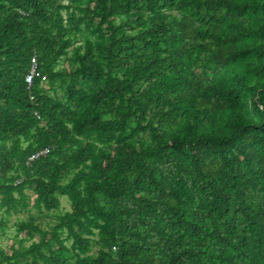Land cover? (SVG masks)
I'll list each match as a JSON object with an SVG mask.
<instances>
[{"label":"trees","instance_id":"16d2710c","mask_svg":"<svg viewBox=\"0 0 264 264\" xmlns=\"http://www.w3.org/2000/svg\"><path fill=\"white\" fill-rule=\"evenodd\" d=\"M22 211L0 264H264V0H0Z\"/></svg>","mask_w":264,"mask_h":264},{"label":"rangeland","instance_id":"374dc122","mask_svg":"<svg viewBox=\"0 0 264 264\" xmlns=\"http://www.w3.org/2000/svg\"><path fill=\"white\" fill-rule=\"evenodd\" d=\"M27 192L30 194L31 199H32V197L34 196V193L29 191V190ZM30 201H32V200H30ZM60 201H61V205H62L63 210H67L69 208V203L67 202V200L64 197H60ZM30 208H31V211H33V212L35 211V209L32 208L31 205H30ZM25 214H26V211H22L18 214H13L8 219L9 221H8V229L6 230V235L0 237V246L8 252H9V245L12 242V237L15 234L14 222L18 216L23 217ZM21 235L23 236L24 233L20 234V236Z\"/></svg>","mask_w":264,"mask_h":264},{"label":"built area","instance_id":"2783aa9c","mask_svg":"<svg viewBox=\"0 0 264 264\" xmlns=\"http://www.w3.org/2000/svg\"><path fill=\"white\" fill-rule=\"evenodd\" d=\"M32 62H33L34 64L31 66V68H30V70H29V72L27 73L26 78H25V80H26V82H27L28 84H31V82H32V78H33V75L35 74V59H34V57L32 58ZM45 152H46V149H44V150H42V151H40V152H37V153H35V154L29 156L28 160H32L33 158H35V157H37L38 155L43 154V153H45Z\"/></svg>","mask_w":264,"mask_h":264},{"label":"clouds","instance_id":"9594fccd","mask_svg":"<svg viewBox=\"0 0 264 264\" xmlns=\"http://www.w3.org/2000/svg\"><path fill=\"white\" fill-rule=\"evenodd\" d=\"M27 75V74H26ZM25 78H26V76H25ZM33 79V78H32ZM25 82H26V80H25ZM27 83V82H26ZM32 83V82H31ZM28 84V83H27ZM31 84H28V86H30Z\"/></svg>","mask_w":264,"mask_h":264}]
</instances>
